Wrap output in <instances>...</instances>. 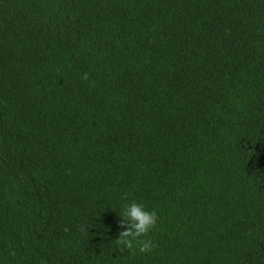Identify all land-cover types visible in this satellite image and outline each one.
<instances>
[{
	"label": "trees",
	"instance_id": "1",
	"mask_svg": "<svg viewBox=\"0 0 264 264\" xmlns=\"http://www.w3.org/2000/svg\"><path fill=\"white\" fill-rule=\"evenodd\" d=\"M0 264H264V0H0Z\"/></svg>",
	"mask_w": 264,
	"mask_h": 264
},
{
	"label": "clouds",
	"instance_id": "2",
	"mask_svg": "<svg viewBox=\"0 0 264 264\" xmlns=\"http://www.w3.org/2000/svg\"><path fill=\"white\" fill-rule=\"evenodd\" d=\"M83 79L85 81L89 79L87 73L83 75ZM119 215L122 217L119 221L122 230L116 239L119 250L125 252L138 250L140 253L152 251L155 245L148 237L157 225L158 213L155 210L149 211L143 204L133 201L125 204Z\"/></svg>",
	"mask_w": 264,
	"mask_h": 264
}]
</instances>
